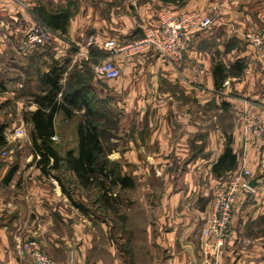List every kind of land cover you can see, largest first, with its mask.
I'll list each match as a JSON object with an SVG mask.
<instances>
[{"label": "crops", "instance_id": "0c3cea01", "mask_svg": "<svg viewBox=\"0 0 264 264\" xmlns=\"http://www.w3.org/2000/svg\"><path fill=\"white\" fill-rule=\"evenodd\" d=\"M187 11L210 15L214 25L193 35L179 72L152 53L135 59L114 57L122 70L115 80L117 99L123 103L121 132L128 138L116 142L113 152L119 157L113 162L120 165L122 176L134 180L135 188L126 190V195L146 215L144 257L138 259L134 246L130 250L124 239L111 236L112 227L106 220L101 226L108 235L107 246L105 254L99 256L93 235L86 231L90 223L79 219L80 211L72 205L71 201L78 203L77 195L65 188L69 200L63 184L52 175L45 176L36 162L26 170L24 165L34 157L25 158L19 166L1 151L0 264H34L23 251L26 242L36 243L60 264H107L108 259H112L111 264H140L141 260L147 264H264V235L256 229L264 219V139L245 137L242 118L236 119L229 132L218 123L207 126L205 121L207 106L212 105L220 114L224 106L234 105L236 110L241 107L243 115L254 113L264 122V57L258 56L246 38L247 34L264 38V0L0 2V60L11 55L6 76L0 75L4 89L0 90V133L6 143L0 150L11 143L10 133L24 131V119L16 121L13 115L37 110L36 104H25L27 97L18 93L36 81V72H29L33 68L38 85H42L49 40L54 59L69 60L76 67L83 61L80 48L90 40L97 42L91 51L109 55L99 46L103 42L116 39L123 44L132 36L143 37L147 27L157 24L160 13ZM47 14L67 19L65 31L48 28L47 42L23 56L28 59V78L21 82L8 71L16 67L17 58L21 59L20 48L27 33ZM238 59L245 60L247 68L241 78H227L225 82L234 88L223 94L215 87L213 68L216 63L230 67ZM26 125L33 130L31 123ZM229 138L237 165L218 177L213 167ZM244 167L251 173L253 192L238 198L231 237L218 251L214 240L204 236L211 204L221 184ZM70 176L76 180L72 173Z\"/></svg>", "mask_w": 264, "mask_h": 264}, {"label": "trees", "instance_id": "16d2710c", "mask_svg": "<svg viewBox=\"0 0 264 264\" xmlns=\"http://www.w3.org/2000/svg\"><path fill=\"white\" fill-rule=\"evenodd\" d=\"M42 21L47 29L53 31L56 29L65 31L67 24V19L51 14L44 16ZM42 27L47 31L43 25ZM47 34L49 37L48 32ZM192 44L191 38L190 48ZM91 52L92 56L93 53H102L94 50ZM61 61L69 62L66 59H54L48 71L41 75L40 81L47 90L35 97L34 104L37 105V110L26 114L27 121L33 126L31 133L33 151L34 155L39 157L36 165L45 176H50L51 172H59L65 167L75 176L81 188L88 190L96 187L103 208L109 210L112 208L111 201L114 200L110 195L114 187L123 190L135 188L132 177L122 176L120 165L109 159V155L117 148V143L111 141L120 139V117L118 119L112 117L111 111L103 105L110 99L100 98L93 81L84 77L76 67L77 71L64 81L67 69L61 65ZM246 68L247 64L243 59H238L230 67L216 63L213 75L217 90L222 89L228 77H241ZM59 113L68 120L78 117L77 146L67 151L64 156L55 148L53 141L56 136L55 120ZM5 144L0 133V145ZM237 160L238 157L231 148V138H229L223 155L213 167L214 174L221 177L226 172L233 171ZM15 170L11 171L9 178ZM63 192L71 200L70 193L64 186ZM71 202L81 213L88 214L86 207Z\"/></svg>", "mask_w": 264, "mask_h": 264}, {"label": "rangeland", "instance_id": "374dc122", "mask_svg": "<svg viewBox=\"0 0 264 264\" xmlns=\"http://www.w3.org/2000/svg\"><path fill=\"white\" fill-rule=\"evenodd\" d=\"M39 24L45 27L43 21L40 20ZM46 30L48 32L47 28ZM141 38L143 37L132 36L128 40H126V42H122V43L123 44L131 43ZM50 45H51V41L46 43L47 46L45 52L46 71H48V69L50 68V66H52V63L54 61V53L51 50ZM90 53L91 56L88 59H86L85 56H83V61L81 60V62H79V64L76 65V68L78 72H81V74L84 75V77L91 79L93 81L97 94L100 98L110 99L109 102L103 105L107 107L109 111H111L110 113L112 117L117 119L118 117H120V128H121V126L123 125V117H121L123 113V103L119 104V100L117 99V91H118L117 81H107L102 78H99L95 72V68L97 67V65H99L103 61L108 60L117 63L114 57H119V55H111V54L105 55L103 53H93L92 56L91 50ZM138 57H142V56H138ZM9 58L4 57L3 59L0 60V75L6 76L7 74L6 69L8 68L7 66H9L8 65ZM135 58L137 57L125 58V59H135ZM17 59H18V63L16 64V67H14L12 71H8V72L12 74V76H14L16 79L18 80L21 79L19 81L22 82V80L28 78V76H26L28 59H23V56L21 57V59L19 58ZM61 65H64L67 69V72L65 74V79L67 81L70 78V76L73 75L77 70L75 67L71 66L70 62L65 63L64 61H61ZM12 72H14V74ZM29 72L32 74L33 72L37 73L35 68H33V70ZM36 73H35L36 81L34 80V82L32 83L30 82L29 84L26 85L25 89L22 90V93L21 90H20V94L18 93V95L20 96L25 95L27 97L26 100L23 99V102L25 104L27 103V105H31V103H34L35 97L43 94L47 90V88H44L43 90V86L41 84L38 85ZM231 88H234L233 84L230 85L229 83L224 82L222 89L219 91L223 94H228L231 92ZM0 90H4V89L0 87ZM242 104L244 105V103ZM234 107H235L234 105L224 106L223 111L219 114L215 109V107H213L212 105L207 106L206 120H205L207 126L218 123L223 131L229 132V130L234 127L236 123V119L237 118H239V120L241 118L243 119L245 115L242 114L244 113V111L241 110V107L238 110H236V108ZM261 109L264 112L263 110L264 108L262 107ZM236 112L238 113V116H236L235 114ZM241 115H243V117H241ZM215 116L216 119L214 118ZM18 118L24 119L26 124L29 123V121H27L26 119L25 113L23 116L20 117H18L17 115H13L14 120L18 121L17 120ZM77 120L78 117L73 118L71 120L66 119L65 116L63 115L56 117L55 120L56 140L54 141V146L63 156L67 151L76 148L77 138L75 135V129L77 126ZM26 124L24 126V131L15 130L12 133H10L12 134L13 137L11 143L4 149H1L0 152L4 151L3 153L7 154L6 157H12L15 164L17 165L18 163L19 166H22L21 163L25 162V158L34 157V160H31L29 164L24 165V168L27 170L30 165H33L39 159V157L38 156L36 157L34 155L33 145L31 140L32 131L29 129V127ZM119 138L121 142H123L122 139L128 138L127 136H124L123 132H121V129H120ZM111 142L115 143L118 142V140L113 139ZM118 157H119L118 154L114 152H112L109 155V158L112 161H116ZM51 175L52 177H54L53 178L54 180L57 179L58 182L62 183L63 186L66 189H68L70 193L77 195L76 196L77 202L88 209L87 215H84L83 213L79 212L80 215L79 219L86 221V223L87 222L90 223L86 231L91 232V234L93 235L95 249H99V251H97L99 252V256H103L105 254V249H106L105 247L107 246L106 240L108 235L106 233L105 228L101 226L102 225L101 221L106 220L107 223L109 222V225L112 227L110 232L111 236L112 235L115 236V239H124L128 243L127 246L129 245L130 250L131 247L134 246L136 257L138 259H140V257L141 258L144 257V255L146 254L145 247L147 242L146 240L147 220L146 217H144L146 215L143 212V209L140 205L133 204L130 202V200L126 195L127 193L126 190H123L120 187H114L112 189L110 195H112L114 200L111 201L112 208L108 210L103 208V205L99 200V192L97 188L92 187L88 190L81 188L78 185L77 181L72 176H70L69 171H67L65 167H62L61 171L59 172H51ZM232 177L233 176H231V178ZM50 180L52 179H47V182H49ZM262 221H263L262 225L257 226L256 229H258V232L264 235V219ZM106 262L107 264H111L112 259L111 261L108 259ZM145 262L144 260L143 261L141 260L140 264H147V262L146 263Z\"/></svg>", "mask_w": 264, "mask_h": 264}, {"label": "built area", "instance_id": "2783aa9c", "mask_svg": "<svg viewBox=\"0 0 264 264\" xmlns=\"http://www.w3.org/2000/svg\"><path fill=\"white\" fill-rule=\"evenodd\" d=\"M2 1L4 0H0V2ZM14 1L17 2V0ZM213 25V18L199 11H187L181 14L162 12L158 16L157 24L145 29L143 38L124 44L116 39H110L99 46L109 54L119 55L124 59L152 53L176 72H179L185 61V55L190 49V39L196 33L204 32ZM246 38L252 43L258 56L264 57V38L262 35L247 34ZM47 40V31L38 23L27 33L22 42L20 54L22 56L30 54L38 45L46 43ZM95 44H97L96 41L90 40L85 47L80 48V54L88 59L91 56L90 48ZM95 72L99 78L107 81H115L122 75V70L118 64L108 60L97 65ZM243 132L245 137L264 139L262 117L254 113H245ZM55 140L56 137L53 138V141ZM6 155L3 153V156ZM250 177V171L245 167L242 168L232 178L221 184L213 198L210 219L204 229V236L214 240V245L218 251L225 247L231 237L234 208L238 198L243 194L249 195L253 192ZM23 251L32 259L34 264H60L49 257L36 243L26 242Z\"/></svg>", "mask_w": 264, "mask_h": 264}, {"label": "water", "instance_id": "95a60500", "mask_svg": "<svg viewBox=\"0 0 264 264\" xmlns=\"http://www.w3.org/2000/svg\"><path fill=\"white\" fill-rule=\"evenodd\" d=\"M252 187V186H251Z\"/></svg>", "mask_w": 264, "mask_h": 264}]
</instances>
